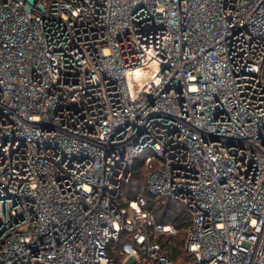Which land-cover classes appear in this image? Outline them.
Listing matches in <instances>:
<instances>
[{
  "label": "built area",
  "instance_id": "built-area-1",
  "mask_svg": "<svg viewBox=\"0 0 264 264\" xmlns=\"http://www.w3.org/2000/svg\"><path fill=\"white\" fill-rule=\"evenodd\" d=\"M0 264H264V0H0Z\"/></svg>",
  "mask_w": 264,
  "mask_h": 264
},
{
  "label": "trees",
  "instance_id": "trees-1",
  "mask_svg": "<svg viewBox=\"0 0 264 264\" xmlns=\"http://www.w3.org/2000/svg\"><path fill=\"white\" fill-rule=\"evenodd\" d=\"M146 166L143 160H138L133 168L130 181L124 185L119 200L127 202L137 195H147V185L145 182ZM149 208L156 214L159 222H173L178 228L179 233L175 237H165L161 245L163 249L171 254L176 261L189 259L190 255L184 250L186 238L185 228L187 226L188 215L179 204L167 202L159 198L148 196Z\"/></svg>",
  "mask_w": 264,
  "mask_h": 264
}]
</instances>
